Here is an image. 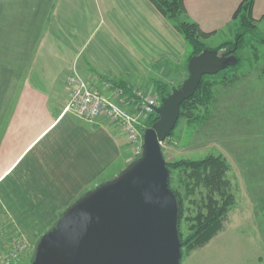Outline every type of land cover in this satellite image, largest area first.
<instances>
[{
  "label": "crops",
  "instance_id": "0c3cea01",
  "mask_svg": "<svg viewBox=\"0 0 264 264\" xmlns=\"http://www.w3.org/2000/svg\"><path fill=\"white\" fill-rule=\"evenodd\" d=\"M241 1L185 3L211 39L236 33L232 20ZM253 14L264 20V0H255ZM191 53L151 0H0L2 203L24 197L31 213H60L66 204L53 211L55 199H75L132 160L110 118L90 121L64 111L74 70L92 86L105 77L150 93L154 83L183 75Z\"/></svg>",
  "mask_w": 264,
  "mask_h": 264
},
{
  "label": "rangeland",
  "instance_id": "374dc122",
  "mask_svg": "<svg viewBox=\"0 0 264 264\" xmlns=\"http://www.w3.org/2000/svg\"><path fill=\"white\" fill-rule=\"evenodd\" d=\"M257 28V34L248 35L245 45L238 50L241 62L213 74L215 96L210 104L197 108L191 119L181 118L173 133L162 143L164 156L170 162L202 159L213 154L223 155L230 164L227 176L232 182L235 203L224 227L203 246L184 248L182 264H264V43L261 41L264 20L258 21ZM235 36L236 33L226 35L222 32L208 39L207 45L216 49L221 42L234 40ZM179 74L174 73L172 81L166 83L171 90L187 79L188 67L183 75ZM224 80H231V83L226 84ZM154 84L150 93L159 97L158 83ZM197 115L199 119H196ZM129 153L132 160L136 158L131 147ZM119 168L120 165L116 166L109 178L113 179L121 172L123 168L120 171ZM173 175L172 184L177 189L178 170ZM97 185L82 194L78 191L80 195L75 199H55L53 211L63 202L66 204L60 213H31L24 197H19L11 206L10 201L2 203L0 200V252L5 249L4 242L22 240L27 246L22 262L31 264L42 236L57 225L68 206ZM191 198L198 199L195 195ZM192 200L186 199V214L191 215L197 210ZM16 206L23 212L17 213ZM27 211L29 213H24ZM181 227L186 235L189 232L187 218H183Z\"/></svg>",
  "mask_w": 264,
  "mask_h": 264
},
{
  "label": "water",
  "instance_id": "95a60500",
  "mask_svg": "<svg viewBox=\"0 0 264 264\" xmlns=\"http://www.w3.org/2000/svg\"><path fill=\"white\" fill-rule=\"evenodd\" d=\"M237 61L230 50L207 48L192 55L189 76L161 98L160 117L145 128L142 154L68 206L42 236L31 264H182L180 205L169 185L162 143L203 76Z\"/></svg>",
  "mask_w": 264,
  "mask_h": 264
},
{
  "label": "trees",
  "instance_id": "16d2710c",
  "mask_svg": "<svg viewBox=\"0 0 264 264\" xmlns=\"http://www.w3.org/2000/svg\"><path fill=\"white\" fill-rule=\"evenodd\" d=\"M151 1L185 37L192 49L191 56L200 54L205 49L210 48L207 45V39L211 33L204 31L200 24L190 17L185 0ZM254 3L255 0L241 1L232 20V24L237 27L235 39L222 42L216 48L219 51L230 50L235 53L238 61L234 65L241 62L238 50L245 45L246 37L257 34L258 20L253 14ZM261 41L264 43V37L261 38ZM214 76L204 75L196 93L182 103L177 125L181 118L188 117V119H191L197 108L210 104L215 96L214 86L216 82L214 80L216 79ZM103 79L108 80L105 77ZM119 83L124 84L125 82L119 81ZM157 83L160 100L174 89L168 88V85L164 82L158 81ZM225 83L230 84L231 80L229 82L225 81ZM198 115L196 119H199ZM159 117L158 112L151 114L146 120L147 127L152 126ZM167 165L171 171L169 185L176 193L180 205L179 230L182 241V252L184 248L188 250L203 246L223 229L228 212L235 203V195L231 191L232 182L227 176L230 164L223 155L211 154L202 159L167 161ZM175 170L179 172V177L177 178L179 188L177 189L172 184ZM192 195H195L198 199L192 200ZM187 198L188 200H192L197 207L195 213L191 215L186 214L185 202ZM183 218H187L189 223V232L186 235L181 227Z\"/></svg>",
  "mask_w": 264,
  "mask_h": 264
},
{
  "label": "built area",
  "instance_id": "2783aa9c",
  "mask_svg": "<svg viewBox=\"0 0 264 264\" xmlns=\"http://www.w3.org/2000/svg\"><path fill=\"white\" fill-rule=\"evenodd\" d=\"M66 87L68 101L64 111L90 121L100 116L110 118L127 138L133 156L142 154L146 120L161 105L159 97L111 79L92 86L77 71L67 76ZM3 244L0 264H23L26 243L13 239Z\"/></svg>",
  "mask_w": 264,
  "mask_h": 264
}]
</instances>
